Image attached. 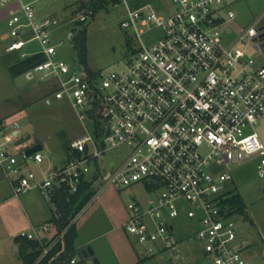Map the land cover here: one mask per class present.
Here are the masks:
<instances>
[{"label": "built area", "instance_id": "1", "mask_svg": "<svg viewBox=\"0 0 264 264\" xmlns=\"http://www.w3.org/2000/svg\"><path fill=\"white\" fill-rule=\"evenodd\" d=\"M234 1L172 0L176 9L163 14L150 4L133 9L125 0L122 26L134 32L139 47L97 83L83 67L78 71L80 64L72 68L58 57L53 35L59 18L38 19L34 0H0L17 7L7 18V52L19 59L41 55L29 78L36 73L40 83L57 80L56 97L67 98L83 124L86 113L92 116L97 128L91 133L84 124L67 160L39 175L29 166L45 161L43 151L28 156L29 146L11 145L20 140V121L0 124L1 173L14 195L37 189L49 196L63 186L75 194L103 178L118 190L144 182L154 195L144 203L132 199L125 225L141 254L166 250L171 262L186 261L178 250L186 236L206 258L197 264H252L244 255L249 244L239 242L238 221L245 216L224 203L234 194L231 170L224 167L254 160L264 180V142L257 131L264 118V64L256 58L264 52L262 40L255 41L264 14L249 27L235 28L236 14L227 10ZM91 15V8H79L74 19L84 23ZM155 29L162 35L146 43L143 35ZM34 42L38 46L30 48ZM121 144L132 153L105 173L99 159ZM182 217L191 225L185 228ZM74 222L61 232L44 225L20 234L40 244L36 264L64 242Z\"/></svg>", "mask_w": 264, "mask_h": 264}, {"label": "rangeland", "instance_id": "2", "mask_svg": "<svg viewBox=\"0 0 264 264\" xmlns=\"http://www.w3.org/2000/svg\"><path fill=\"white\" fill-rule=\"evenodd\" d=\"M90 1L36 0L35 9L38 19L51 15L60 19L61 23L53 35V43L59 45L58 57L72 68L80 64L84 68V75L92 78L94 82L101 83L120 61L133 58L139 42L132 30H126L122 26L127 16L125 0H103L87 22L76 21V9L83 5L90 6ZM127 2L133 9L150 4L163 14L176 9L172 0ZM8 8L0 4V115L16 111L27 104L23 108L25 116L19 118L21 138L11 145H16L17 142L23 145L39 142L43 145L46 162L43 166H29V169L39 174L42 167L62 165L67 160L65 145L84 135V124L91 133L97 128L92 116L86 113L83 124L70 101L64 97H56L57 80L50 79L40 84L36 73L32 80L25 74L12 75L10 67L18 57L16 59L14 54L6 52L11 41L6 20L10 11ZM227 10L236 14V18L231 22L232 26L246 28L254 24L264 11V0H237L231 3ZM84 29L86 52L83 58L76 37H69V34L78 36ZM161 35V30L155 29L145 33L143 40L150 43ZM260 40H263V37ZM33 46L38 44L34 42ZM256 58L259 63L264 64V53H256ZM4 123V120L0 122L1 125ZM257 131L264 142V118L257 125ZM25 140L29 141L26 143ZM131 153L130 146L121 144L108 149L98 163L103 171L108 173L119 167ZM49 158H52V162ZM224 169L231 170L232 191L240 193L247 203V215L238 221L239 242L250 244L244 255L252 264H264V180L258 176L254 160H246L239 165L229 164ZM1 170L0 167V172ZM91 190L94 196L74 217L76 246H92L101 264H197L206 261L200 244L186 236L182 237V243L178 247L186 261L171 262L172 255L166 250L155 254H141L142 246L128 234L125 225L131 216L128 205L132 199L136 198L144 203L153 197L154 193L146 183L136 182L118 190L113 185H106L103 178L99 179ZM51 206L56 208L51 198L37 189L16 197L9 178H0V264H23L21 246L28 240L20 234L34 226H40L48 218L51 220L54 215ZM192 207L190 204L185 205L186 209ZM180 221L185 228L191 225L190 220L183 217ZM17 246H20L19 250Z\"/></svg>", "mask_w": 264, "mask_h": 264}, {"label": "trees", "instance_id": "3", "mask_svg": "<svg viewBox=\"0 0 264 264\" xmlns=\"http://www.w3.org/2000/svg\"><path fill=\"white\" fill-rule=\"evenodd\" d=\"M103 2V0H91L90 6L83 5L81 9L91 8L94 14V9L97 5ZM92 6V7H91ZM83 23V22H80ZM72 37H76L78 44L81 47L82 56L84 58L86 52V30H81L78 36L72 33ZM43 57L41 55L31 56L25 59H17V61L10 67V71L14 76H20L29 72L36 64L42 61ZM22 111L17 112L4 121L5 123H11L23 116ZM2 123V121H1ZM67 152L71 150V143H66ZM92 187L90 183H85L80 188V191L72 194L69 192L68 188L63 186L57 189L53 198L57 207L58 218H55L57 222L58 231L61 232L66 226L69 225L71 220L80 212L82 208L92 199L94 196L92 192ZM224 203L230 205L234 211L232 213L240 214L246 217L247 215V203L244 197L240 193H234L231 198L224 200ZM77 233L75 229V224H73L66 236H65V246L64 251L62 250V244H59L49 255L42 259L37 264H54L57 260H64L71 262L74 259L77 248H76ZM22 247L23 252V264H36L37 260L42 254V248L40 244L36 241L28 240ZM61 252V253H60ZM60 253V255H59ZM58 258H55L56 256Z\"/></svg>", "mask_w": 264, "mask_h": 264}, {"label": "water", "instance_id": "4", "mask_svg": "<svg viewBox=\"0 0 264 264\" xmlns=\"http://www.w3.org/2000/svg\"><path fill=\"white\" fill-rule=\"evenodd\" d=\"M257 26H258L260 35L259 37L255 38V41H258L260 40V38L263 37L262 50L264 52V16L261 18ZM77 69L80 72L83 70L81 65H78ZM38 151H43V145L41 143H37L29 147L26 151V154L28 156H31L32 154ZM0 178L1 179L3 178V174L1 172H0ZM74 259H75L74 264H101L99 258L96 255L95 250L90 245L78 249ZM55 264H71V263L68 261L60 260V261L55 262Z\"/></svg>", "mask_w": 264, "mask_h": 264}, {"label": "crops", "instance_id": "5", "mask_svg": "<svg viewBox=\"0 0 264 264\" xmlns=\"http://www.w3.org/2000/svg\"><path fill=\"white\" fill-rule=\"evenodd\" d=\"M35 2H36V0H34ZM9 8H8V10H10L9 11V13L7 14V16H6V20H7V18L11 15V13L13 12V10H17V7L16 6H14V5H12V6H8ZM77 10V9H76ZM75 13V12H74ZM264 14V11L262 12V14L259 16V18H261V16ZM258 18V19H259ZM257 19V20H258ZM9 35V34H8ZM72 37V33H70L69 34V37ZM6 37V35L3 37V38H5ZM10 37V36H9ZM37 46H33V45H31L30 46V48H36ZM7 49V48H6ZM6 52H7V50H6ZM7 53H11V54H14L15 55V57H16V59H17V57H18V53L17 52H7ZM25 75L27 76V78L29 79V80H32L31 78H29V76H28V72L27 73H25ZM40 83V82H39ZM40 84H42V83H40ZM24 97H26V96H24ZM23 98V97H22ZM26 104V103H25ZM25 106H27V104L26 105H23L22 106V108H19V109H17L16 111H13V112H9V113H5V114H3V115H0V122L1 121H3V120H5L6 118H8L9 116H11V115H13V114H15V113H17V112H20L19 110H22V112H24V107ZM23 116H25L24 115V113H23ZM21 119H19L18 121H20ZM21 130H20V138H21ZM29 139V138H28ZM29 140H27V142H28ZM25 142H26V140H25ZM26 142V143H27ZM73 142V141H72ZM71 142V143H72ZM37 143H39V142H33L32 144H30V143H28V144H26L25 146H29V147H31V146H33V145H35V144H37ZM69 153H70V151L68 152V155H67V157L65 158V160L69 157ZM49 160H50V162H52V158H49ZM64 160V161H65ZM63 161V162H64ZM46 162V160L41 164V165H38V166H43V164ZM55 166H59V165H55ZM55 166H51V165H49V166H47L46 168H44V167H42V169H41V171H40V173H39V175H41L42 173H43V171L44 170H47V169H50V168H53V167H55ZM57 189H59V188H57ZM56 189V190H57ZM54 194H57L55 191H54V193L53 194H51V195H49V197L51 198V200H52V202L53 203H55L54 202V199H52L53 198V196H54ZM51 208V210L53 211V213H54V215H53V218L51 219V220H49V218L48 219H46L43 223H41V225L40 226H44V225H49V226H53L54 227V230L51 232V233H54L55 232V230H57L58 229V226H57V222L55 221V218L57 217L58 218V215H57V207L56 208H53L52 206L50 207ZM40 226H38V227H40ZM35 227V226H34ZM62 244V250H61V252L62 251H64V246H65V240H64V242L63 243H61ZM249 246H250V244H249ZM248 246V247H249ZM247 247V248H248ZM17 248V250H19L20 249V246H17L16 247ZM76 248L77 249H80V248H83V247H79V246H76ZM60 252V253H61ZM60 253H59V255H60ZM97 255V254H96ZM59 256L57 255L55 258H58ZM249 260V259H248ZM57 261H60V260H57ZM56 261V262H57ZM51 264V263H50ZM55 264V263H54Z\"/></svg>", "mask_w": 264, "mask_h": 264}]
</instances>
